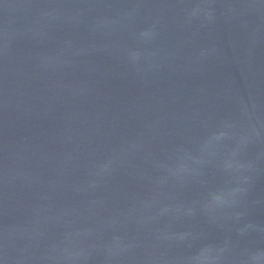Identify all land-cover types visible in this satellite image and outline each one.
Here are the masks:
<instances>
[{"label":"water","instance_id":"obj_1","mask_svg":"<svg viewBox=\"0 0 264 264\" xmlns=\"http://www.w3.org/2000/svg\"><path fill=\"white\" fill-rule=\"evenodd\" d=\"M0 264H264V0H0Z\"/></svg>","mask_w":264,"mask_h":264}]
</instances>
